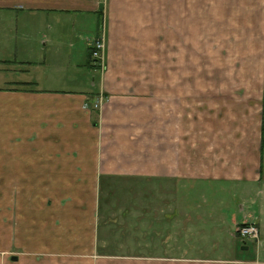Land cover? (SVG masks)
<instances>
[{"label": "crops", "instance_id": "0c3cea01", "mask_svg": "<svg viewBox=\"0 0 264 264\" xmlns=\"http://www.w3.org/2000/svg\"><path fill=\"white\" fill-rule=\"evenodd\" d=\"M205 14L264 0H0V178L37 195L5 189L0 264H264V92L155 73L157 34Z\"/></svg>", "mask_w": 264, "mask_h": 264}, {"label": "rangeland", "instance_id": "374dc122", "mask_svg": "<svg viewBox=\"0 0 264 264\" xmlns=\"http://www.w3.org/2000/svg\"><path fill=\"white\" fill-rule=\"evenodd\" d=\"M171 21L172 34L168 35L166 30V33L156 36V75L202 76L208 78L205 79L209 81L206 83L208 87L213 83L218 84L216 81L219 79L223 81L222 85H230L234 90L243 88L245 92L239 94L241 98L248 97L246 95L250 92L255 96L264 92V19H216L205 14L204 18H188L186 33H183V29L182 33H175L180 29L175 19ZM255 87H258L257 90ZM111 181L115 184L118 180ZM11 182L18 188L29 187V195L34 200L37 198L36 180L26 182L0 178V238L3 237L4 194L5 189L10 192L8 186ZM114 184L112 187H115ZM117 185L121 186L118 182ZM111 199L115 200L114 195H111ZM106 207L101 204L99 208V222L116 216L121 222V212H117L114 206ZM28 214L32 216L30 221H33L35 212L31 210ZM3 254L0 249V257Z\"/></svg>", "mask_w": 264, "mask_h": 264}, {"label": "built area", "instance_id": "2783aa9c", "mask_svg": "<svg viewBox=\"0 0 264 264\" xmlns=\"http://www.w3.org/2000/svg\"><path fill=\"white\" fill-rule=\"evenodd\" d=\"M103 47L104 44L101 39L95 40L92 43V56L96 59H101ZM236 232L237 235L243 240L258 241L259 239V230L252 222L239 225L236 229Z\"/></svg>", "mask_w": 264, "mask_h": 264}, {"label": "trees", "instance_id": "16d2710c", "mask_svg": "<svg viewBox=\"0 0 264 264\" xmlns=\"http://www.w3.org/2000/svg\"><path fill=\"white\" fill-rule=\"evenodd\" d=\"M91 53L89 52V58H88V64L91 65L92 59L90 58ZM260 167H259V173L261 176H264V119L261 121V126H260Z\"/></svg>", "mask_w": 264, "mask_h": 264}, {"label": "water", "instance_id": "95a60500", "mask_svg": "<svg viewBox=\"0 0 264 264\" xmlns=\"http://www.w3.org/2000/svg\"><path fill=\"white\" fill-rule=\"evenodd\" d=\"M244 248H246V247L244 246Z\"/></svg>", "mask_w": 264, "mask_h": 264}]
</instances>
